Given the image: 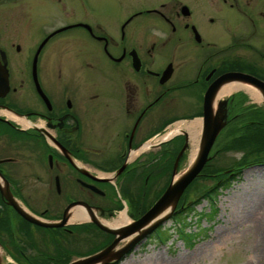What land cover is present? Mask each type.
Segmentation results:
<instances>
[{
  "label": "flooded vegetation",
  "instance_id": "1",
  "mask_svg": "<svg viewBox=\"0 0 264 264\" xmlns=\"http://www.w3.org/2000/svg\"><path fill=\"white\" fill-rule=\"evenodd\" d=\"M9 1H0V68L9 86L0 96V264H68L84 257L68 252L80 248L79 236L88 232L107 235L109 245L114 236L96 222L105 226L124 214L134 222L153 206L182 150L176 173L183 171L195 133L187 126L195 121L201 147L208 95L213 118H223L224 127L199 177L217 174L211 171L214 151L239 113L264 126L262 92L246 79H232L241 74L264 82V43L249 44L255 34L264 38V0H219L221 8L209 5L215 14L207 19L193 0L169 15L133 6L108 25L98 3L82 0L79 20L50 31L35 17L30 27L17 26ZM225 7L230 12L218 16ZM199 18L218 42L207 40ZM154 19L171 33L153 40ZM234 23L242 31L238 39ZM234 48L244 53L233 55ZM232 82L252 86L259 102L250 90L224 93ZM159 179L165 182L155 187ZM6 189L16 206L3 197ZM184 203L183 195L178 205ZM19 210L64 226L34 224ZM75 211L87 221L72 220ZM58 233L79 236L59 243Z\"/></svg>",
  "mask_w": 264,
  "mask_h": 264
},
{
  "label": "rangeland",
  "instance_id": "2",
  "mask_svg": "<svg viewBox=\"0 0 264 264\" xmlns=\"http://www.w3.org/2000/svg\"><path fill=\"white\" fill-rule=\"evenodd\" d=\"M93 1L98 3L105 25H108L113 19L123 18L126 15L125 12L128 13L133 6L136 9L154 8L165 15H169L171 11L179 9V4L184 2L183 0ZM193 1L197 12H200L201 19L214 16L215 13L209 6L212 3L215 4L216 2L217 7L221 8L219 0ZM81 5L82 0H65L61 3H57L56 0H10L6 9L16 14L17 26H20V28L30 27L34 22L33 17H35L41 22V26L50 31L53 27L79 20L80 11L82 10ZM65 9L68 10L69 16L74 19H70L67 17L68 15L64 16ZM61 10H64V13ZM229 12L230 10L225 7L217 15L224 17ZM201 19L199 18L195 23L202 29L205 28L208 36L207 40L218 42L221 37L211 35L206 29L209 27V23ZM161 23L154 19L151 32L153 40L156 38L161 39L171 33L170 28L165 26L164 23L158 25ZM234 30L232 35L237 39L240 38L242 31L236 23H234ZM222 34L224 33L222 32ZM224 41L222 40L223 43ZM250 43L255 48H260V45L264 43L262 33L260 36L255 34L254 37L249 39ZM243 53L242 49H233V55ZM248 56L254 57L256 52H249ZM250 87L248 89L250 91L246 92L251 95L252 89ZM233 91L235 93L236 90ZM251 98L255 102L260 100L255 99L252 95ZM239 115L241 116L238 121L233 124L231 130H227L229 132L223 134L225 139L216 146L214 151V155L215 153L216 155L212 162L211 171H215L217 174L197 178L184 193L186 202L184 208L194 210L187 219L191 226L185 232L189 235L181 240L174 227V218L169 219L161 226L169 229L172 235L168 242L160 244L154 241L151 242V238H146V240L139 242L117 264H264V162H261V160H264L263 147L261 146V142L264 143V126L258 127L256 124L250 123L255 118L252 119L244 113H239ZM12 119L17 122L20 120L18 118ZM199 131L200 129L195 130L188 157L182 165L181 170L183 172L189 170L191 158L194 153L199 151ZM224 141L225 143H223ZM256 147L260 151H257ZM253 165L257 167L251 169ZM233 172L236 175L229 179L228 174ZM162 182L164 183L165 179L164 181L159 179L156 186V182H154V186L158 187ZM217 185H220V187L227 185L226 189H218L217 214L213 219L209 217L200 219V215L206 214L208 216L211 213V207L210 202L205 198L199 203L197 201L204 194L213 191ZM159 189L154 191L153 198ZM57 235L61 238L56 237L54 240L59 243H64V240H67V243L72 242L74 238L79 236L78 233L75 235L58 233ZM38 238L42 240L44 237L40 235ZM79 238L84 239L82 240L84 244H81L83 242L77 243L81 247L71 250L68 252L69 255L92 254L109 246L106 242L107 235L96 236L88 232L79 236ZM130 240L121 242L119 248L129 243ZM27 256L32 255L27 254ZM72 260H75V257Z\"/></svg>",
  "mask_w": 264,
  "mask_h": 264
},
{
  "label": "water",
  "instance_id": "3",
  "mask_svg": "<svg viewBox=\"0 0 264 264\" xmlns=\"http://www.w3.org/2000/svg\"><path fill=\"white\" fill-rule=\"evenodd\" d=\"M243 76L244 75L241 74H233L232 79H246V82L259 89L262 92V95L264 96V82H261L249 76H244L246 78H242ZM229 78L231 77L229 76ZM8 90L9 86L7 71L5 69L0 68V96L5 95ZM210 97V95H208L207 97V108L205 109V121L202 128L203 130L201 137L200 152L198 154L197 159L189 168V170L185 172L178 180H172L165 192L157 200V202L149 209V211H147L140 219H138L134 223H131L130 225L121 229L112 230L96 222L97 226L101 230L114 235L115 239L106 249L102 250L101 252L84 258L82 260L75 261L71 264H112L114 262H117L121 260L127 253H129L138 242L145 239L154 230H156L159 226H161L163 223L170 219V217L174 214L178 202L181 196L183 195L184 191L192 183V181H194L198 177L205 163L208 161L209 151L213 143L215 142L218 134L224 127V123L222 122L223 118H213L212 112L209 107ZM182 153L183 150L179 153L176 159L173 176L176 175V166ZM2 195L6 200L15 205L14 199L7 191V189L6 191H2ZM20 213L28 221L43 227L64 226V223H43L41 221L33 219L26 213L19 210V214ZM128 238H132L129 243H127L119 250H115L116 246L120 242L125 241Z\"/></svg>",
  "mask_w": 264,
  "mask_h": 264
},
{
  "label": "trees",
  "instance_id": "4",
  "mask_svg": "<svg viewBox=\"0 0 264 264\" xmlns=\"http://www.w3.org/2000/svg\"><path fill=\"white\" fill-rule=\"evenodd\" d=\"M243 144V143H242ZM244 146V144H243ZM261 146L263 147V152H264V143L261 142ZM257 148V151H260ZM261 162H264V160H261ZM226 186L220 187V185L216 186L215 189L213 191H209L208 193L204 194L203 196L200 197V199L197 201L199 203V201H202V199H207L210 202V207H211V213L206 216V214H202L199 216L200 219L209 217L210 219L215 218L216 214H217V198L219 197V190L221 189H226ZM219 189V190H218ZM185 204H179L177 207V211L175 212L173 218H174V227L176 228V232L179 238L183 239L184 237L188 236L189 234L185 232V230L191 226L190 222H187L188 217H190L191 213L194 212V210L191 208H184ZM197 215V214H196ZM171 234L169 232V229H165L163 227L159 228L158 230H156L151 236V242H156V243H160V244H164L166 242H168L171 239Z\"/></svg>",
  "mask_w": 264,
  "mask_h": 264
},
{
  "label": "bare ground",
  "instance_id": "5",
  "mask_svg": "<svg viewBox=\"0 0 264 264\" xmlns=\"http://www.w3.org/2000/svg\"><path fill=\"white\" fill-rule=\"evenodd\" d=\"M233 83V82H232ZM239 90V89H249V87L247 85H244V84H241V83H233V84H230L228 85L223 91L224 93H230L231 91L233 90ZM251 95L255 98V99H260V95L257 93V91H254V90H251ZM221 95V94H220ZM262 95V94H261ZM200 121V120H199ZM180 127V126H179ZM184 127V126H183ZM197 127H199V122L198 121H195V122H192L190 124H188L187 128H189L190 130V134L192 133L191 131H195L197 129ZM182 128V127H181ZM186 128V127H185ZM177 130V129H176ZM178 132V131H177ZM174 133V132H173ZM179 133V132H178ZM176 134V132H175ZM167 137V136H166ZM171 137V135H170ZM191 138V137H190ZM197 151V150H196ZM193 155V154H192ZM192 157V156H191ZM196 157V153H194L193 157L191 158V164L192 162L194 161ZM189 166V165H188ZM183 171L182 172H178L177 175L174 176V180H178L182 175H183ZM79 210V209H78ZM81 210V209H80ZM264 212V211H263ZM124 214V213H122ZM72 220H81V221H87V217L85 216H82V213H80L79 211H75L74 212V216L72 218ZM129 220L126 218L125 214L124 215H121L118 219L114 220L113 222L111 223H105L108 228L112 229V230H115L117 228H120L121 226L125 225V224H128ZM101 223V222H100ZM104 225V224H103ZM262 229V228H261ZM128 242V241H127ZM119 248V246L117 247Z\"/></svg>",
  "mask_w": 264,
  "mask_h": 264
}]
</instances>
